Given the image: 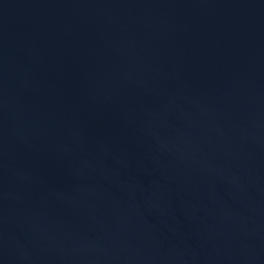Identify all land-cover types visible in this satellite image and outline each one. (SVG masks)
I'll use <instances>...</instances> for the list:
<instances>
[{"label":"water","instance_id":"1","mask_svg":"<svg viewBox=\"0 0 264 264\" xmlns=\"http://www.w3.org/2000/svg\"><path fill=\"white\" fill-rule=\"evenodd\" d=\"M0 264H264V0H0Z\"/></svg>","mask_w":264,"mask_h":264}]
</instances>
